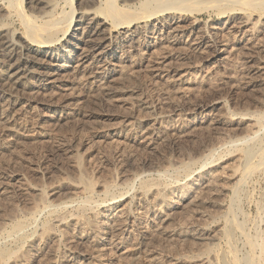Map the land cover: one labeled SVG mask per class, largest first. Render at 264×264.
Wrapping results in <instances>:
<instances>
[{"label": "rangeland", "instance_id": "374dc122", "mask_svg": "<svg viewBox=\"0 0 264 264\" xmlns=\"http://www.w3.org/2000/svg\"><path fill=\"white\" fill-rule=\"evenodd\" d=\"M166 1L187 0H113L131 13ZM200 1L180 10L169 3L120 38L113 56L99 58L123 34L105 25L107 40L96 49L67 35L77 23L68 16L98 9V0H0V82L11 88L0 86V264H220L222 229L235 220L248 231L235 233V255L251 250L244 235L264 230V158H253L249 175L241 172L245 145L264 142V0L241 14H234L238 1L219 8ZM47 15L64 23L47 50L69 49L71 57L54 66L51 53L28 50L38 63L23 84L10 86L4 62L30 47L24 17ZM9 42L19 48L6 58ZM83 47L89 56L78 64ZM193 182L200 199L191 194L169 209ZM139 209L144 223L158 219L143 228L129 222L128 232L98 244L103 220L116 224V212L124 219ZM15 225L21 238L11 233ZM199 232L209 238H196Z\"/></svg>", "mask_w": 264, "mask_h": 264}, {"label": "bare ground", "instance_id": "6f19581e", "mask_svg": "<svg viewBox=\"0 0 264 264\" xmlns=\"http://www.w3.org/2000/svg\"><path fill=\"white\" fill-rule=\"evenodd\" d=\"M85 2H93L95 3L96 0H84ZM194 1L196 0H187L183 3L180 2L179 5H177L178 2H175L176 3V6H173L174 4H172L170 1H166L168 4L164 5L163 4V7H159L160 9H153V6L154 5H151L148 3H142V5L140 6V9H137L135 8V12L134 13H131V10H130V6H123L121 9L117 8L115 9L114 5V2L113 0H98V9L96 10H86V11H83L82 15L83 16H80L79 18L77 19H73L74 16H68V18H70V20H68L69 24L72 23V21L74 22H77L75 23L74 26H71L72 30H71V33L70 31L68 32V30L64 31L65 33H67V35L70 37V39L72 38H76V39H79L81 42L85 43V46H87V48H92V49H96L97 47H99L102 43H105V40H107V38H105V34H106V31H105V25H109L110 28L112 27L114 31H118V34H123V36L119 37V36H116L115 39L112 38V40L110 41L109 40V43L108 46L110 47L109 50H102L100 51V53H98V57L99 58H108V57H111L113 56V52L114 51H111V47L114 46L115 44L118 45L120 44L122 41L120 40V38H124V41L125 39L128 38V36L133 32V30L135 29V26L137 25L138 22H145V21H150V20H154L156 19V14L161 10H169V9H172V6L176 9H181L183 5H194ZM200 1V0H199ZM239 2L241 3V5H239V7L235 8V12L234 14H241L243 12L244 9H246L245 7L247 6L249 8V4H252L251 1H255V0H207L205 4V6L203 5V8L204 7H214V6H217L219 8V5L220 6H224V5H231L235 2ZM259 1V0H257ZM256 1V2H257ZM261 1V0H260ZM201 2V1H200ZM220 3V4H217V3ZM92 3V4H93ZM161 3V2H159ZM172 4V6H170V4ZM202 3V2H201ZM217 5H216V4ZM263 3V2H262ZM203 4V3H202ZM215 4V5H214ZM11 5V4H10ZM126 5V4H125ZM169 5V7H167ZM200 5V4H199ZM16 6V5H15ZM117 6V5H116ZM159 6V5H158ZM191 8L189 10H195L197 6H195L194 8ZM157 7V6H156ZM185 6H183L184 8ZM202 7V6H201ZM15 8V7H14ZM19 8V6H18ZM38 8V7H37ZM189 8V6H188ZM41 9V8H40ZM40 9H37V10H40ZM175 9V10H176ZM199 9V8H198ZM226 9V8H225ZM234 9V7L232 8ZM230 8V10H232ZM264 9V8H263ZM36 10V11H37ZM74 10V9H73ZM119 10H121V12H119ZM178 10V11H179ZM183 10V9H182ZM200 10V9H199ZM222 10V8H221ZM43 11V10H42ZM174 11V10H173ZM38 12V11H37ZM167 12V11H166ZM40 13V12H39ZM73 13V12H71ZM38 15V14H37ZM43 16V13L42 15ZM48 16V15H47ZM46 16V17H47ZM50 16V15H49ZM48 16V17H49ZM51 16H54V15H51ZM46 18L45 20L42 19V21H39L41 18H39V20L35 19V18H30V16H26L24 17V27H25V32H26V36L24 37L25 41L28 43V45L30 46L29 48H23L21 49V47L19 48V53L15 54V56L17 55L18 57L20 56L21 59H19V61L15 62V63H11V62H6L4 59V64L2 66L3 68V73L6 74L7 76V80L9 81V84L10 86H13V85H17L18 83H22L20 82L21 78L23 75H25V73L27 72V70L31 67H33L35 64L38 63V60L35 58V56L29 54L28 50H34L35 52H38L40 54H43V55H46V56H49V54L51 53L50 55V59L51 63H49L50 65H56L57 66V63L58 61H60L61 59L63 60L65 57H68L70 58L71 57V53L73 52L72 50H69V49H66V53H60L58 51H49L47 49H50V48H55L54 47V44L55 43H58V41H60V37L58 36L59 33H61L62 29H63V22L59 19H57L56 17L53 18V17H49V18ZM38 18V17H37ZM68 18H65V20L67 21ZM111 21V22H109ZM65 22V21H64ZM63 23V24H62ZM68 25V24H66ZM166 26H164L165 28H168V27H171V21H169L168 23L165 24ZM69 28H70V25H69ZM70 30V29H69ZM149 31V30H148ZM156 31V28H154L152 31H150V33H154ZM64 33V34H65ZM111 34V33H110ZM129 34V35H127ZM79 35V36H78ZM1 36V35H0ZM64 36V35H63ZM64 39V38H63ZM109 39V38H108ZM130 40V39H129ZM66 42H69L66 41ZM70 44H73L75 45V48H80L77 46L76 43H70ZM5 50H3V55L7 58L11 55V49H14L16 48V50L18 49L14 44L13 42H9L8 44L5 43ZM125 45V43H124ZM121 47V46H120ZM7 48H10L7 50ZM85 47H83V49H80L81 51L78 52V54L74 57L75 61L79 63H83L87 60L88 56H89V53H88V49H84ZM46 49V50H45ZM64 50V49H63ZM62 50V51H63ZM92 51V50H91ZM17 52V51H15ZM13 54V53H12ZM74 54V53H73ZM23 56V57H22ZM17 58V57H16ZM40 60V59H39ZM100 62V61H99ZM95 66V65H94ZM97 67V66H96ZM32 69V68H31ZM2 71V69H1ZM49 72V71H48ZM4 74V75H5ZM51 75H54V74H57L56 73V70L52 69L51 68V72H50ZM3 75V74H2ZM24 77V76H23ZM104 77V76H103ZM5 79V78H4ZM23 80V79H22ZM1 81V80H0ZM6 81V79H5ZM3 84L5 83H1L0 82V86L3 88V90H5V92H10L11 91V88H7L6 86H4ZM23 84V83H22ZM21 84V85H22ZM20 85V86H21ZM23 86V85H22ZM14 87V86H13ZM17 87V86H16ZM15 92V91H14ZM5 111V110H4ZM262 136V135H261ZM264 136V134H263ZM259 138H262V137H259ZM258 138V139H259ZM258 141V140H257ZM264 141V139H263ZM260 142V141H259ZM258 143V142H256ZM263 144H261V146L257 147L258 149H255L252 148V147H248L247 145H245L246 147L243 149V156L246 160V163L245 166H243V170H242V175L244 176H247L248 172L251 173V169L253 168V158L255 156H259L260 159L264 158V142H262ZM255 144V143H254ZM258 145H260L258 143ZM257 159V158H256ZM244 160V161H245ZM259 160V158H258ZM257 160V161H258ZM243 161V162H244ZM256 162V161H255ZM243 164V165H244ZM200 165V164H199ZM256 165V164H254ZM259 165V164H258ZM203 166V165H202ZM257 166V165H256ZM204 167V166H203ZM259 168V167H258ZM204 170V169H203ZM209 172V171H208ZM212 174V173H211ZM207 175V174H206ZM249 175V174H248ZM199 178H203L204 175H199L198 176ZM197 177V178H198ZM198 180V179H196ZM209 180V179H208ZM172 181V180H171ZM200 181V180H199ZM212 181V180H210ZM195 183L198 185V182H193L192 184L190 185H187L186 187L184 186L182 188V193L178 195V200L174 201L172 203V205H169V209L175 207V206H182L184 203L183 202H180V200L183 198V200L185 198H187L188 196H190L192 194V197L195 199V198H198L200 199L199 197L200 194H198V190H196L197 188L194 186ZM181 188V186H180ZM213 189V188H212ZM160 190V189H159ZM158 190V191H159ZM208 191V190H207ZM206 191V192H207ZM205 192V193H206ZM184 193V195H182ZM209 193V192H208ZM236 197V196H235ZM234 197V198H235ZM190 198V197H189ZM233 198V199H234ZM264 198V197H263ZM236 199V198H235ZM86 200V198H85ZM160 200V199H159ZM88 201V200H87ZM199 201V200H198ZM202 201V200H201ZM205 201V200H204ZM264 201V200H263ZM260 203L262 204V201H260ZM259 203V204H260ZM192 204V203H191ZM198 204V203H197ZM260 204V206H261ZM264 204V202H263ZM200 205V203H199ZM184 207V206H183ZM232 207V206H231ZM234 207V205H233ZM264 207V205L262 206V208ZM160 208V207H159ZM260 209V208H259ZM258 209V210H259ZM264 209V208H263ZM262 209V210H263ZM237 209H235L236 211ZM257 210V209H256ZM257 210V211H258ZM120 211V210H119ZM174 211V210H172ZM260 211V210H259ZM165 213V212H164ZM163 213V214H164ZM236 213V212H235ZM144 213L142 212V210H138L136 214H129L127 215L126 217H124V219H119V215L117 214V212L115 213V218L118 220V222L115 224V222H108V220H103L97 227H96V231H95V236H96V239L98 240V244H100V240L102 241H106L107 238H108V235H112L113 236V232H117L118 234H121L123 232H128V230L125 228L126 225L130 222H137V223H140L142 224V227H145V226H149L151 225V223L155 220L156 217H153L152 219H148V223H144V221H141L142 216ZM171 214L173 215V213L171 212V210L169 211V213H166L163 217V219L160 220L159 222V225H161L162 223H165L169 217H171ZM233 216L235 215L234 213L232 214ZM231 215V217H232ZM260 215V214H259ZM106 216V215H105ZM110 217V216H109ZM114 216H112L113 218ZM146 217V216H145ZM230 217V216H228ZM236 218V216H234ZM162 218V217H161ZM233 218V217H232ZM232 218L230 219V221L232 220ZM259 218V217H258ZM146 219V218H145ZM158 219V218H157ZM156 219V220H157ZM262 219V218H261ZM263 219H264V215H263ZM116 220V221H117ZM155 220V222H156ZM234 220V218H233ZM159 221V220H158ZM157 221V222H158ZM227 222V221H226ZM238 222V221H237ZM241 223V221H239ZM244 222V221H243ZM154 223V222H153ZM212 223V222H211ZM133 224V223H131ZM261 224V223H260ZM138 225V224H137ZM242 223L239 224V223H236V220H235V225H232V222L229 224V226L225 227V225H223L225 228L222 229V238L224 240V244L223 246L220 247V249H218L216 252H215V259L220 263V264H239V263H242V264H264V230H261L260 232H257L256 235L253 237L250 236H245L246 233L248 232H243V228H242ZM133 226H135L133 224ZM152 226V225H151ZM150 226V227H151ZM154 226H157L156 223L154 224ZM165 226V224H164ZM259 226V225H258ZM139 227V226H138ZM159 227V226H157ZM163 227V225H162ZM20 228L21 226L20 225H15L12 230H11V233H15L17 235H19V238H21L23 236V234L20 233ZM161 228V227H160ZM165 228V227H164ZM245 228V227H244ZM249 228V227H248ZM204 229V228H203ZM145 228L142 229V232H145ZM155 230H156V227H155ZM163 230V228H162ZM158 231V230H157ZM243 232V234L245 233L244 237L246 239V241L249 243V247L251 248V250L254 252L256 251L257 254L253 255L251 254L252 251L249 253L246 254V256H242V258H238L235 253L238 251H235V244L233 245V241H234V238H235V233L236 232ZM254 231V230H253ZM257 231V230H256ZM255 232V231H254ZM194 234V233H193ZM211 234V233H210ZM239 234V233H238ZM9 235V234H8ZM115 235V234H114ZM240 235V234H239ZM242 235V233H241ZM248 235V234H247ZM195 236V235H193ZM209 234L208 233H205V232H199L197 233V236L196 238L198 239H205V238H209L208 237ZM18 237V236H17ZM237 237V236H236ZM213 238V237H212ZM211 239V238H210ZM208 240V239H207ZM222 240V239H221ZM201 241V240H200ZM236 242V241H235ZM112 244V243H111ZM87 245V244H86ZM220 245V244H219ZM101 246V245H100ZM2 248V247H1ZM4 248V247H3ZM2 248V249H3ZM116 249V247H115ZM249 249V248H248ZM6 250V249H5ZM9 250V249H8ZM0 255H4L5 252L3 250L0 249ZM240 254V253H239ZM241 256V255H240ZM4 257V256H3ZM39 258V257H38ZM45 259V258H44ZM68 259V258H67Z\"/></svg>", "mask_w": 264, "mask_h": 264}]
</instances>
